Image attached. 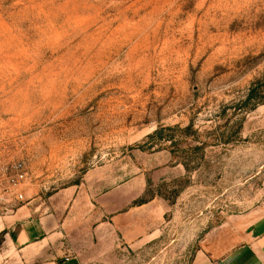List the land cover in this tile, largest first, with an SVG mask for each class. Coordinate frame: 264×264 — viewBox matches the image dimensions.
<instances>
[{
  "label": "rangeland",
  "instance_id": "1",
  "mask_svg": "<svg viewBox=\"0 0 264 264\" xmlns=\"http://www.w3.org/2000/svg\"><path fill=\"white\" fill-rule=\"evenodd\" d=\"M258 80L264 96V0H0V174L28 173L24 200L0 201V229L23 206L25 217L79 215L69 254L42 264L224 256L229 224L264 211V104L241 106ZM190 124L199 140L175 129ZM90 173L100 194L145 183L129 210L165 202L137 215L152 221L146 239L129 248L117 233L107 246L84 227V204L50 200ZM113 197L124 213V191ZM2 244L0 264L19 261Z\"/></svg>",
  "mask_w": 264,
  "mask_h": 264
},
{
  "label": "crops",
  "instance_id": "2",
  "mask_svg": "<svg viewBox=\"0 0 264 264\" xmlns=\"http://www.w3.org/2000/svg\"><path fill=\"white\" fill-rule=\"evenodd\" d=\"M92 180L93 175L90 173L81 186L61 192L51 197L50 200L67 197L70 201L74 199V203L84 204L88 211V215H82L85 222L84 227L91 231L92 238L101 243H107V246L110 243L113 245L116 234L120 233L128 247L132 248L133 244L146 239L154 229L149 227L152 221L137 217V215L149 211L155 212L160 203L165 213L163 204L165 202L155 199V201L129 210L131 203L143 195L146 188L144 183L141 191L138 192L131 188L134 182H130L119 189V191H124V196L127 198L124 207L128 209L116 215L117 202L113 196L119 191L109 189L101 194L97 193L95 187L98 184ZM140 180L142 182V179ZM70 196L71 199H69ZM28 210L27 206H23L13 216L5 217L2 221L0 229L2 246H6L11 254H17L19 258L17 262L12 260L7 263L37 264L41 263L44 258L47 259L50 254H69L68 249L70 248L67 247H70L69 243L72 238L69 228H73V223L81 220V217L78 215L79 218L77 216L73 218L72 212L64 215L60 209L39 217L23 216ZM10 218L11 221H7ZM238 220L234 225L229 224L232 233L223 245L226 246L224 256H206L202 253L193 264H264V211H260L259 215H249ZM68 262H71L70 259L65 258L58 263L50 262L49 264H69Z\"/></svg>",
  "mask_w": 264,
  "mask_h": 264
},
{
  "label": "trees",
  "instance_id": "3",
  "mask_svg": "<svg viewBox=\"0 0 264 264\" xmlns=\"http://www.w3.org/2000/svg\"><path fill=\"white\" fill-rule=\"evenodd\" d=\"M262 80H258L255 82L251 88L249 89L248 95L246 99L241 103L242 108H249L250 110H255L259 105L264 104V96L262 95ZM176 130H179L185 137H194L195 140H199L200 136L198 135L199 133L197 131H194V126L193 124L188 125L184 129H179L175 128ZM239 127L236 130H233L231 132V135L228 140L234 139V136L237 134ZM166 131V129H158L156 130L152 135H150L148 138L149 139H155L157 137L163 138V133ZM225 138V137H224ZM171 144L176 147V141L175 139H169ZM206 144L201 143L198 146L195 147H188L186 150L189 152V157H193L195 153L203 151L205 148ZM185 169L187 171H190L189 165L188 164H183ZM148 194V191H147ZM160 196V194H158ZM155 197V195L151 196V200ZM149 202L148 199L143 198L141 200H138L135 202L134 206H143Z\"/></svg>",
  "mask_w": 264,
  "mask_h": 264
},
{
  "label": "built area",
  "instance_id": "4",
  "mask_svg": "<svg viewBox=\"0 0 264 264\" xmlns=\"http://www.w3.org/2000/svg\"><path fill=\"white\" fill-rule=\"evenodd\" d=\"M28 178V173L22 164L14 165L5 169L0 174V201H5L6 197L16 196L17 200L23 201L22 195H17V189Z\"/></svg>",
  "mask_w": 264,
  "mask_h": 264
}]
</instances>
